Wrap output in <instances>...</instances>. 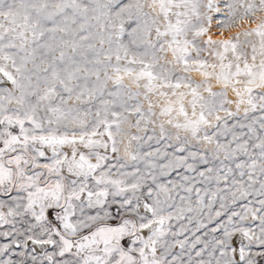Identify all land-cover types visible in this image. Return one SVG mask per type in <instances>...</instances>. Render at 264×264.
<instances>
[{"label":"snow or ice","instance_id":"6c2138e0","mask_svg":"<svg viewBox=\"0 0 264 264\" xmlns=\"http://www.w3.org/2000/svg\"><path fill=\"white\" fill-rule=\"evenodd\" d=\"M0 264H264V0H0Z\"/></svg>","mask_w":264,"mask_h":264}]
</instances>
